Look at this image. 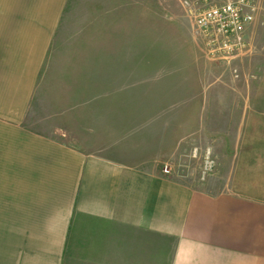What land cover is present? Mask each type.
I'll list each match as a JSON object with an SVG mask.
<instances>
[{
	"label": "crops",
	"instance_id": "1",
	"mask_svg": "<svg viewBox=\"0 0 264 264\" xmlns=\"http://www.w3.org/2000/svg\"><path fill=\"white\" fill-rule=\"evenodd\" d=\"M68 3L0 0V183L14 166V243L0 238V264H264V94L226 112L236 142L217 191L24 125Z\"/></svg>",
	"mask_w": 264,
	"mask_h": 264
},
{
	"label": "rangeland",
	"instance_id": "2",
	"mask_svg": "<svg viewBox=\"0 0 264 264\" xmlns=\"http://www.w3.org/2000/svg\"><path fill=\"white\" fill-rule=\"evenodd\" d=\"M186 1L193 0H69L24 125L217 191L236 142L226 112L236 110V96L264 94V8L257 2L250 50L227 63L208 57ZM2 179L0 238L14 243V166Z\"/></svg>",
	"mask_w": 264,
	"mask_h": 264
},
{
	"label": "built area",
	"instance_id": "3",
	"mask_svg": "<svg viewBox=\"0 0 264 264\" xmlns=\"http://www.w3.org/2000/svg\"><path fill=\"white\" fill-rule=\"evenodd\" d=\"M186 4L210 59L230 63L250 50L248 32L259 11L257 0H193ZM211 167L206 163V169ZM164 172L168 174V168Z\"/></svg>",
	"mask_w": 264,
	"mask_h": 264
}]
</instances>
